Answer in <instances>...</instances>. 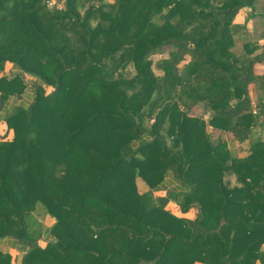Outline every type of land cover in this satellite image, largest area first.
Segmentation results:
<instances>
[{
	"label": "trees",
	"instance_id": "16d2710c",
	"mask_svg": "<svg viewBox=\"0 0 264 264\" xmlns=\"http://www.w3.org/2000/svg\"><path fill=\"white\" fill-rule=\"evenodd\" d=\"M256 1L0 0V71H19L0 77V109L25 92L21 72L36 79L0 116V240L29 247L21 264H264V43L233 24ZM167 175L180 190L155 196ZM37 202L55 218L44 248Z\"/></svg>",
	"mask_w": 264,
	"mask_h": 264
},
{
	"label": "crops",
	"instance_id": "0c3cea01",
	"mask_svg": "<svg viewBox=\"0 0 264 264\" xmlns=\"http://www.w3.org/2000/svg\"><path fill=\"white\" fill-rule=\"evenodd\" d=\"M258 5L264 7V0H257L253 4V9H250L248 7L241 8L239 12L236 14V16L234 17L233 22L235 24L242 25L246 21L247 22L246 28L248 30V33H251L253 29L249 28L248 26H249V23L253 20V18H255V16H253L252 14L253 13L256 14L254 7L256 9V6ZM259 14H261V16L264 17V8H262ZM250 17L252 18L250 19ZM250 35L251 34H248L249 36L248 38L250 40L257 41L258 44L264 43V31L259 32L256 35H251V36ZM254 71L257 75L264 78V62L256 64L254 67ZM18 72L19 71L12 65V63L6 62L4 69L0 71V77L1 76L11 77ZM22 74H24V72H21V75ZM249 91L251 94V98H252L253 93L257 95L256 93L257 89L254 85H250ZM33 96H34L33 92H28L26 88L25 92L21 96L10 97L9 101L5 104V106L2 109H0V116H3L5 113H7L11 109V107L14 105H17V104H21L24 106L29 105L31 101L33 100ZM2 124L3 123H1V125ZM210 129H213V128L210 127ZM256 130H257V135L260 136L261 138H264V125L262 126L257 125ZM214 131H219V130L215 129ZM219 133L227 134L226 132H222V131H219ZM8 137H10V134H8ZM227 145L229 146L228 141H227ZM236 145L238 147H242L243 149H245L242 155L236 154L238 156H243L248 152L249 140H246L243 142H236ZM232 153L235 154L234 151ZM135 185L139 193L147 192L149 190L148 184L141 177L135 178ZM179 190H180V186L178 185V183L170 175H167L165 176L164 180L159 184V186L153 191V194L155 196L164 197L168 195L169 193L178 192ZM165 209L169 210L172 214L178 217H187V218L193 219L196 215V213L193 216L190 215V212L192 210H195L193 208L185 213L181 212L178 204L173 199H169L167 201L165 205ZM54 222H55V218L50 216L47 213L45 207L40 202H37L34 210L31 212V215L28 217V225H29L28 228H29L30 234L32 236L37 237V244L41 248H44L48 242L54 240V236L50 232V229L52 225L54 224ZM0 250L5 254L10 255V264H21L24 255L29 250V247L28 246L20 247V243L13 237H4L0 240ZM256 264H260V263H256Z\"/></svg>",
	"mask_w": 264,
	"mask_h": 264
},
{
	"label": "rangeland",
	"instance_id": "374dc122",
	"mask_svg": "<svg viewBox=\"0 0 264 264\" xmlns=\"http://www.w3.org/2000/svg\"><path fill=\"white\" fill-rule=\"evenodd\" d=\"M55 1L58 4V6H60V7L64 6V0H55ZM248 8L253 9V7H248ZM262 8H264V7H262L260 5L256 6V9L254 7V10L256 11V14H252V15L255 16V18H253V20L249 23V26H248L249 28L253 29L251 33H248V30L246 28V24H247L246 21L242 25L235 24L233 22L234 25L239 26V28H241L238 33L242 34V37L244 36L245 39H249L248 38L249 37L248 34L256 35L257 33L264 31V17H262L261 14H259V12H261ZM251 18L252 17H250V19ZM242 39H244V38H242ZM251 39H252V37H251ZM240 41L241 40H239V43L237 42L236 46L233 48V50L235 52H237V53H240L242 51V47H241V44H240L241 42ZM169 50H170L169 47H165L162 53L151 55L150 58L152 60V69H153V71L155 72L156 75H160L161 71L157 70L155 68L154 63L156 62V60H158V59H160L162 57H165ZM121 73L124 76H126L127 78H129V77H131V76H133L135 74V70L132 67V65L130 64L124 70H121ZM22 77L24 78L25 82L27 83L28 92H33V89H32L31 85H33L34 82L36 81L35 77H33L31 74H28V73L22 74ZM46 90L49 91L50 89L47 88ZM12 97H17V96H12ZM252 98H253L252 102L255 104L256 99H257V95H255L253 93L252 94ZM193 114L194 115H200V110H198V109L194 110ZM204 118H205V116H204ZM261 120H263V116L259 117V121H261ZM214 130L210 129V126H207V131L210 133V135H211V137L213 139L224 138V139H226V141H228V144H229L228 148L231 149V152L234 151L235 154H239V155H242L244 153L245 149H243L242 147H238L236 145V142H234L232 139H230L231 136L228 133L227 134H223V133H219V131H214ZM259 130H260V128H259ZM195 213H196V211L192 210L190 212V215L193 216Z\"/></svg>",
	"mask_w": 264,
	"mask_h": 264
},
{
	"label": "built area",
	"instance_id": "2783aa9c",
	"mask_svg": "<svg viewBox=\"0 0 264 264\" xmlns=\"http://www.w3.org/2000/svg\"><path fill=\"white\" fill-rule=\"evenodd\" d=\"M46 7H55L57 9H60L61 7L58 6L55 0H45Z\"/></svg>",
	"mask_w": 264,
	"mask_h": 264
}]
</instances>
